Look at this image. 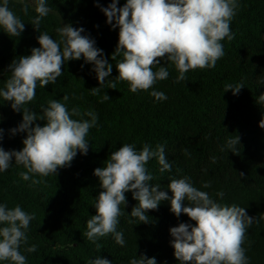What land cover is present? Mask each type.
I'll use <instances>...</instances> for the list:
<instances>
[{"label":"trees","instance_id":"1","mask_svg":"<svg viewBox=\"0 0 264 264\" xmlns=\"http://www.w3.org/2000/svg\"><path fill=\"white\" fill-rule=\"evenodd\" d=\"M111 2L46 0L51 12L40 23V31L57 41L60 37L56 29L63 27L62 21L74 28H84L82 35L94 39L95 47L102 49L113 65L106 80L119 75L115 64L121 59L111 60L119 28L107 24L100 10ZM125 3L126 0H119L117 6ZM237 3L239 7L230 23L234 39L221 41L225 55L215 68L190 70L184 81L176 82L179 73L175 66H167L161 60V66L168 67L169 77L157 81L148 91L133 93L127 82L118 81L116 89L105 86L100 95L94 96L90 89L99 87L94 65L81 57L65 62L63 75L55 84L37 85L35 99L26 105L31 111L41 114L42 106L47 107L48 101L55 99L65 103L70 113L73 108L81 112L94 110L98 124L86 137L89 142L86 155L77 152L70 167L58 168L56 176L33 177L46 183L30 186L31 180L25 181L19 175L26 169L15 164L14 159L7 171L0 172V204L8 208L19 205L27 213H35L26 232L27 244L20 247L26 264H87L97 256L112 264H130L141 255L154 257L157 264H181L174 256L169 230L181 222L195 226V221L183 213L176 217L170 210V200L162 201L156 210H149L146 214L150 222L143 223L130 216L138 202L131 192L125 193V215L117 225V231L123 232L124 246L109 234L96 241L102 245L98 251L96 244L84 235L87 220L96 215V199L103 191L94 170L103 167L111 153L122 145L132 144L139 151L146 143L153 149L163 145L172 165L171 171L162 173L158 161L150 160L146 165L153 177L150 186L159 184L160 190L171 197L167 188L170 179L187 177L194 187L206 191L217 203L245 208L249 216L255 217L243 244L248 264H264V129L259 127L264 105L257 103L259 95L264 94V0H237ZM24 4L28 5L27 15L21 11ZM9 8L25 23V30L17 38L9 37L0 28V88L10 78V63L40 47L37 40L40 32L31 23L38 15L35 8L21 0H9ZM241 82L244 87L237 95L232 90L224 91L225 84ZM153 90L165 93L167 99L156 100L150 95ZM105 93L110 100L101 103ZM64 95L69 97L67 102L63 101ZM11 103L0 97V128L4 130L0 146L5 151H19L27 133L11 134L10 130L22 122V112H15ZM45 123L36 120L33 126ZM235 136L239 137L236 154L227 147V141ZM241 172L244 177L239 175ZM206 182L211 187L204 188ZM220 191L223 197L217 195ZM184 205L189 206L188 201ZM31 245L37 247L29 253L25 249Z\"/></svg>","mask_w":264,"mask_h":264},{"label":"clouds","instance_id":"2","mask_svg":"<svg viewBox=\"0 0 264 264\" xmlns=\"http://www.w3.org/2000/svg\"><path fill=\"white\" fill-rule=\"evenodd\" d=\"M118 2L112 0L107 7L100 8L107 18L106 23L113 29L119 28L118 44L111 55L112 61L121 57L115 64L119 75L106 80L113 65L103 50L95 47V40L82 35L84 28H74L71 24L56 29L59 41L47 32H41V20L51 12V8L46 5V0H36L35 12L38 15L31 23L40 32L37 38L40 47L33 48L31 55L10 63V78L0 88L3 101H11V108L22 112V122L10 130L11 134L26 132L27 135L19 151H5L0 146V172L7 171L14 159L15 164L26 169L19 173L20 177L25 181L31 180L30 186H34L46 183L43 179H34V176H56L58 168L70 167L77 152L87 154L89 142L86 137L89 130L98 124V114L94 110L81 112L73 108L70 113L65 103L55 99L49 100L47 107L42 106L41 114L26 107L35 99L37 85L55 84L63 75L65 62L83 57L86 63L94 65L93 71L99 82V87L90 89L94 96L100 95L105 86L116 89L118 81L127 82L130 91L136 93L148 91L157 81L166 80L169 77L167 66L174 65L178 71L176 82L186 80L185 74L190 70L215 68L217 61L225 55L221 41L234 39L230 23L239 7L237 0H126L122 7L117 6ZM97 6L100 7L98 3ZM21 11L27 15L28 5L24 4ZM0 28L9 37L17 38L25 30V23L10 10L9 0L0 3ZM161 60L167 66H161ZM243 87L242 82L235 85L227 83L224 91L232 90L233 95H237ZM150 95L158 101L167 99L160 91L153 90ZM68 99V95L63 96V101ZM107 100L110 97L105 93L100 102ZM257 103L264 105V94L259 95ZM72 116L88 119L76 120ZM36 120L46 123L33 126ZM259 127L264 129V118ZM3 132L0 128V141L3 140ZM237 144L238 136L227 141V147L234 154ZM153 158L158 161L160 172L171 171L172 165L166 158L164 146L156 145L153 149L147 143L139 151L132 144L122 145L111 153L103 167L94 170L103 191L94 204L96 215L87 220L84 233L87 239L96 244L98 251L102 245L96 241L109 234L117 244L124 246L123 232L117 231V225L119 218L125 215V193L131 192L138 203L132 207L130 216L140 222H150L146 213L158 209L166 200H170V210L176 217L183 213L195 221V226L181 222L169 230L173 237L174 256L181 264H248L243 244L255 217L235 204L217 203L206 191L194 187L187 177L170 179L167 188L172 195L169 197L167 191L160 190L159 184L150 186L153 177L146 165ZM239 175L244 177L243 172ZM203 187H211L210 182L204 183ZM217 195L223 197L224 193L220 191ZM185 200L189 206L184 205ZM34 219L35 213L29 214L19 205L8 208L0 204V225H3L0 227V261L26 264L20 247L27 244L26 232ZM36 247L31 245L25 250L35 252ZM87 264L112 262L97 256ZM130 264L157 262L154 257L141 255L138 259L133 258Z\"/></svg>","mask_w":264,"mask_h":264},{"label":"rangeland","instance_id":"3","mask_svg":"<svg viewBox=\"0 0 264 264\" xmlns=\"http://www.w3.org/2000/svg\"><path fill=\"white\" fill-rule=\"evenodd\" d=\"M22 1L25 2V3H28L30 5H32L34 8L36 6L35 0H22ZM64 24H66V23L64 21H62V25H64Z\"/></svg>","mask_w":264,"mask_h":264},{"label":"water","instance_id":"4","mask_svg":"<svg viewBox=\"0 0 264 264\" xmlns=\"http://www.w3.org/2000/svg\"><path fill=\"white\" fill-rule=\"evenodd\" d=\"M22 1V0H21ZM32 6V5H31Z\"/></svg>","mask_w":264,"mask_h":264}]
</instances>
